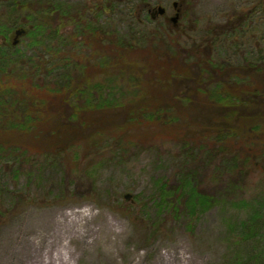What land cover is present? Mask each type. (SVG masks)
<instances>
[{
	"label": "trees",
	"instance_id": "1",
	"mask_svg": "<svg viewBox=\"0 0 264 264\" xmlns=\"http://www.w3.org/2000/svg\"><path fill=\"white\" fill-rule=\"evenodd\" d=\"M114 4L106 0L103 12L91 7L78 12L53 0H0L3 176L8 166L18 176L24 166L39 163V171L58 155L76 156L82 149L90 155L101 153L108 136L155 125L166 133L178 132L185 143L175 185L160 181L161 207L184 217L190 226L220 203L200 192L195 175L184 170L196 159L216 161L214 177L233 180L232 203L247 205L238 198L237 183L257 169L264 170V70L250 54L246 65L236 59L238 64L230 66L228 42L218 45V40L230 38L227 27L223 35L216 33L211 42H203L211 52L193 41L191 58L185 61L173 38L146 42L141 29L146 14L132 5L121 10ZM99 17H104L103 22ZM18 28L27 35L14 46L10 34ZM47 40L58 42L55 50ZM89 48L100 51L94 63L80 54L85 50L91 56ZM182 84L189 86L183 93ZM191 128L200 132L192 133L195 138L189 140L194 143L188 144L186 133ZM131 140L115 138L107 145L109 152H126L121 145H133ZM31 168L29 173H34ZM262 198L259 206L264 208ZM259 206L250 221L241 223L238 237L244 241L264 239V233L258 237V228L264 229V209Z\"/></svg>",
	"mask_w": 264,
	"mask_h": 264
},
{
	"label": "rangeland",
	"instance_id": "2",
	"mask_svg": "<svg viewBox=\"0 0 264 264\" xmlns=\"http://www.w3.org/2000/svg\"><path fill=\"white\" fill-rule=\"evenodd\" d=\"M53 1L78 12L106 2ZM111 1L121 10L132 5L140 14H147V22L141 28L146 42L160 43L163 38L167 41L173 38L185 61L191 58L193 41L202 43L204 52H211V46L203 42H211L216 33L223 35L225 27L238 20L243 26L242 31L233 34L239 44L235 50L237 60L244 64L246 54L242 52L248 50L257 62L255 42L264 37V0ZM175 3L182 5L178 29L170 23L176 13ZM158 7L164 8L166 15L152 20L149 11ZM103 20L104 17H99L100 22ZM122 28L120 22L119 31L125 34ZM71 33L68 27L66 34ZM10 35L13 41L14 33ZM226 43L218 40V45ZM47 45L54 49L58 42L52 40L51 44L47 40ZM146 45L143 43L142 47ZM89 50L91 56L85 50L80 54L94 63L100 51ZM188 87L182 84L181 92ZM199 132L197 128L187 131L188 144L194 143L189 140L195 138L192 133ZM177 133H166L151 125L129 130L125 135L108 136L110 140L101 153L90 155L81 148L76 156L71 153L51 157L39 171L38 162L35 167L24 166L18 176L12 166L4 170V176L0 171V264H238L239 259L242 264L262 263L264 239L261 243L250 242L238 235L241 223L250 221L251 213L263 202L264 170H255L241 183L236 181L240 188L238 198L247 203L236 206L231 201L235 190L229 191L233 180L214 177L216 161L196 159L184 170L195 175L200 192L219 199L220 203L192 220L190 226L184 217L161 207L160 181L174 186L181 171L177 163L184 155L185 143ZM117 137L132 139L134 144L123 142L121 146L126 152L111 153L107 145L114 144ZM39 162L42 165L44 159ZM30 167L34 173H29ZM261 227L258 237L264 233Z\"/></svg>",
	"mask_w": 264,
	"mask_h": 264
},
{
	"label": "flooded vegetation",
	"instance_id": "3",
	"mask_svg": "<svg viewBox=\"0 0 264 264\" xmlns=\"http://www.w3.org/2000/svg\"><path fill=\"white\" fill-rule=\"evenodd\" d=\"M103 4H99L98 6H96L95 5V7H91V9H96L97 11L98 10H100L101 9V11L103 12L104 11V9H103V6H102ZM94 6V5H93ZM173 7H174V9H175V11H176V13H175V15L172 17V18H170V23L176 28V29H178L177 28V26H178V23H179V19L181 18V9H182V5H176L175 6V4H173ZM264 8V7H263ZM154 11L156 10V9H153ZM149 12H151L150 13V18L152 19V20H156L157 18H160V17H164L165 15H166V10H165V13L163 14V15H155V17L154 18H152V14H153V12L152 11H149ZM263 13H264V10H263ZM95 14V13H94ZM178 14V19H177V21H176V23H173V21H172V19L176 16ZM147 15V14H146ZM95 15H92L91 17H94ZM238 21V20H237ZM237 21H235V22H233L232 24H229L228 26H226L227 27V30H229L230 32H231V36H230V38L228 39V40H226L227 42H228V47H229V52H230V54H229V59H230V66L232 65H234V64H238V61H237V63H235V60L237 59V52L235 51V50H237L238 49V45L239 44H237V42H238V39H236V38H233V34H235V32L236 31H238V30H240V31H242V26H243V24H241L240 22H237ZM239 24H241V25H239ZM236 25H239V26H236ZM18 30H22L23 31V33L20 35V37L19 38H16L15 37V33L18 31ZM243 34H246L245 32L243 33ZM26 35H27V31L24 29V28H18V29H16L15 31H14V39H13V41H12V44L14 45V43L16 42L17 44L16 45H19V44H21L22 43V39L24 38V37H26ZM244 37V36H243ZM10 38H11V35H10ZM245 39H247V37L245 38ZM242 41H243V39H242ZM247 42H248V40H247ZM242 44H243V42H242ZM241 44V45H242ZM255 44H256V47H257V65L259 66V67H261L263 70H264V37H262V39L261 40H259V41H257V42H255ZM16 45H14V46H16ZM236 45V46H235ZM234 47H237V48H234ZM244 54H246V57L243 59V61H244V64H241V65H246V59L248 58V55H249V53H248V50H247V52H246V50H244L243 52H242V55H244Z\"/></svg>",
	"mask_w": 264,
	"mask_h": 264
},
{
	"label": "water",
	"instance_id": "4",
	"mask_svg": "<svg viewBox=\"0 0 264 264\" xmlns=\"http://www.w3.org/2000/svg\"><path fill=\"white\" fill-rule=\"evenodd\" d=\"M177 4L175 3V6H176ZM263 10H264V8H263ZM165 13V9L164 8H162V7H158L154 12H153V14H152V18H154L155 17V15H163ZM177 19H178V14L172 19V21H173V23H176V21H177ZM23 33V31L22 30H18L16 33H15V37L16 38H19L20 37V35ZM17 43L15 42L14 43V45H16ZM129 198V196L127 195L126 196V199H128Z\"/></svg>",
	"mask_w": 264,
	"mask_h": 264
}]
</instances>
